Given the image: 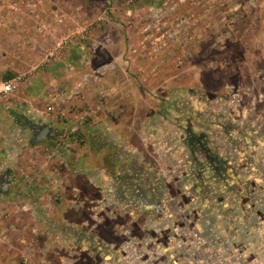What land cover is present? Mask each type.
Listing matches in <instances>:
<instances>
[{
  "label": "rangeland",
  "instance_id": "1",
  "mask_svg": "<svg viewBox=\"0 0 264 264\" xmlns=\"http://www.w3.org/2000/svg\"><path fill=\"white\" fill-rule=\"evenodd\" d=\"M17 74L16 122L66 125L5 164L0 264H264V0H0ZM118 119L138 148L89 127Z\"/></svg>",
  "mask_w": 264,
  "mask_h": 264
},
{
  "label": "crops",
  "instance_id": "2",
  "mask_svg": "<svg viewBox=\"0 0 264 264\" xmlns=\"http://www.w3.org/2000/svg\"><path fill=\"white\" fill-rule=\"evenodd\" d=\"M65 63L70 65L69 60L65 61ZM71 74H75V72L74 71L70 72V71L66 70V73L64 75L65 80L63 79L60 82L67 83L66 79ZM102 79H103V77H102ZM60 82L56 81L53 78V84L54 83H60ZM99 82H100V79H99ZM94 83L95 82L88 83L89 85L88 84L84 85V87H86V89H88V90L92 89L93 92H96V88L94 87ZM102 84H104V82L100 83V85H102ZM97 87L99 90H101V88L98 86V84H97ZM57 97H58V95H56V98ZM111 97L112 98H110L109 101L112 100L111 102H115V103L117 102V104L120 103V99H123L124 101L127 99L129 102V106H130L129 111L131 113L130 112L128 113V111H127L126 114H124V115L129 116L130 120L132 117L135 116V112H136V109L138 106L137 100H136L137 99L136 94L126 92V93L122 94L121 97L118 95L117 96L113 95ZM18 108L20 111L16 110L15 106H13V105L11 106V104L6 103V102H2L0 100V196H1V198L4 197L5 199L10 198L15 193V186H17V187L19 186V182H16L15 178H13L12 168H9L7 166L8 165L12 166L13 164L19 165L21 163L25 164V163H27V161L35 159L38 154L40 155V151L43 148V146L53 145V143H54L53 139L56 138L55 137V136H57L56 134L61 130V128L65 127V125H66L64 123L55 121V122L48 124V125H41L40 124L39 128L36 129V126H35L36 123L35 122L30 124V125H25V124H23V122H20V121H19L20 123L16 122V120H15L16 114L22 115V116H25L27 114V112L22 110L23 108L20 107V105ZM78 114H79L78 112L73 111L72 115L78 116ZM130 120H129V122L127 120H122V119H118L117 121L113 120L116 122V124H114V125H111L107 121H106L107 123L105 121H102V122H99V123L91 125V126L89 125V127H90V129L96 130L98 136H99V133L101 130H103V131L107 130V129L117 130L120 132V134L122 136L128 135L130 146H133L134 148H138V145L136 144V142L134 140H131V137H133L132 131L136 132L137 128H135L132 125V123H130ZM70 122H73V119H70V121H67V123H70ZM151 128L153 129V125ZM9 134H12L13 136H11ZM15 135L21 139H19L15 144H11L9 142L8 138L11 139L12 137H15ZM26 135H29L30 138L28 140L23 141L22 138L25 137ZM92 136L94 138H96L95 134H92ZM136 140H137V138H136ZM92 142H93V139L90 140L89 147H99V145L95 146V144ZM8 143L10 145H8ZM63 146H61V148H59V149L60 150L64 149ZM63 151H65V150H63ZM65 152H64V156H66V158H69V156H67L65 154ZM141 153H143V152H141ZM87 161H90V160H87ZM5 164H7V166H5ZM55 167L58 168V170H62L58 166H55ZM48 172H49V174L53 173V167L52 166ZM62 173L63 174L66 173V175L68 176L67 178H71V176H72L71 174L68 173V170L66 168L65 169L63 168ZM85 180L87 181L88 185H90L91 187H94V186H92V184H90L88 182L86 177H85Z\"/></svg>",
  "mask_w": 264,
  "mask_h": 264
},
{
  "label": "built area",
  "instance_id": "3",
  "mask_svg": "<svg viewBox=\"0 0 264 264\" xmlns=\"http://www.w3.org/2000/svg\"><path fill=\"white\" fill-rule=\"evenodd\" d=\"M60 20H62V18ZM83 31H85V28L78 29L77 31H72L71 33L67 34V37L72 38L76 32L82 33ZM25 77V74H17L2 81L0 85V94L3 97H7V95L12 93L13 90L25 79ZM73 130L74 127L69 130V133H71Z\"/></svg>",
  "mask_w": 264,
  "mask_h": 264
}]
</instances>
